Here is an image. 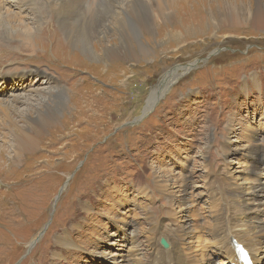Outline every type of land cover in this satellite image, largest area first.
Here are the masks:
<instances>
[{"label": "rangeland", "instance_id": "1", "mask_svg": "<svg viewBox=\"0 0 264 264\" xmlns=\"http://www.w3.org/2000/svg\"><path fill=\"white\" fill-rule=\"evenodd\" d=\"M10 1L0 5L11 11ZM222 2L182 4L165 23L154 13L148 32L127 22L125 31L149 50L135 58L66 52L50 12L35 55L17 42H0V104L20 115L25 105L14 99L30 97L36 114L28 119L56 115L19 163L13 136H3L7 122L0 121V264H107L100 255L114 260L117 252L125 257L118 264H131L134 253L148 263L152 244L168 229L187 233L184 246L195 244L190 238L198 233L208 239L215 180L258 186L251 180L264 173L257 157L264 149V0ZM107 3L118 6L100 0L87 10ZM228 5L240 11H224ZM256 13L262 23L253 25ZM231 14L233 24L223 23ZM88 21L73 17V26ZM58 32L64 36L62 27ZM114 38L120 35L111 26L107 39L118 47ZM206 244L193 247L198 259ZM250 255L264 264V252Z\"/></svg>", "mask_w": 264, "mask_h": 264}, {"label": "bare ground", "instance_id": "2", "mask_svg": "<svg viewBox=\"0 0 264 264\" xmlns=\"http://www.w3.org/2000/svg\"><path fill=\"white\" fill-rule=\"evenodd\" d=\"M98 1L100 4V0H13L10 1L12 2L11 7H13V10L11 11H7L5 7L0 5V42L3 43V41L6 40H8V43H12L13 41L17 42V44H19V48H25L30 52V54L32 53L31 55H35L37 52V41H39L37 33L48 23H45L44 20L46 13L49 15L50 12L51 17H55L57 21L55 32L60 38L63 37L62 41H64L63 43L66 45V49L68 47L74 48L76 49L75 51H80V53L85 55L86 58L93 57V59L96 58L95 60L100 58L99 54L101 50L103 51L105 57L110 60L122 57L135 58L139 55L145 56L149 50L144 44L138 42L139 40L136 34L125 31L127 29L129 30V26L125 27L127 22H133L138 27L139 31L142 30V32H148L152 29V14L156 13L161 19L159 22L165 23L167 21L173 20V15L176 17L177 8L179 6L181 7L182 4L185 6H190V4L196 3L204 7V2L206 0H116V3L118 4L116 7L112 3H107L106 6L97 8L99 9L97 10L98 12L95 10H87L88 5L91 6ZM209 1H213L212 6H215L214 4L218 2L223 3L222 0ZM9 7H7V9H9ZM233 8V5H228L226 8H224V11H240L238 8ZM19 9H26L27 15L22 16ZM260 15V13L251 15L253 25L262 23V20H259ZM79 16H87L89 21L85 22L82 26L78 23L79 27L78 25L77 27L73 26V17L76 18ZM19 17V20H28L29 23L21 24V22L17 21V18ZM239 18L240 17H238V19ZM233 19V15L231 14L228 15L227 18H225L222 22H229L230 24H233ZM238 19V23H243L244 20L242 21L241 19L240 21ZM108 23H111L110 27ZM111 26H115V31L118 35H120V39L114 38L116 41L115 43L118 44V47L112 45L111 39H107L108 31ZM58 27H62L64 36L59 34ZM39 37L41 36L39 35ZM1 38H5V40H2ZM133 43L136 46H134ZM92 45H94L96 48L99 47L98 50L95 49L96 51L92 52ZM66 52H69V50L67 49ZM162 87L164 88L166 86L163 85ZM159 90L161 91L162 88H159L156 90V92L152 93L150 99L148 100L147 107L151 106V104L155 102V96L158 94ZM55 92L56 100H58V106L62 107L63 102L60 99L63 97V92L59 89ZM49 93L47 92L46 95ZM34 96L37 98V101H40L41 103L44 102L40 100L39 95L35 94ZM42 96L44 97V95ZM29 98L30 97L14 99V102L18 101L16 99H19V101L21 103L23 102V105H25L24 113L20 115H16L18 114L17 111L13 112L12 104H3L2 102L0 104V115H2V119H0V121H3V123L7 122L5 129L8 130L3 136H13L12 157L16 158V161L14 162L17 163H19L22 155L35 148V142L41 134V131L47 125L52 123L54 117L56 118L55 114H38L34 119H28L30 114H36L35 111L30 110L32 107L30 101L32 99L29 100ZM13 115L17 116L18 121H15V119L12 118ZM262 151L257 157L258 160H261L263 157L262 161H264V151ZM1 152H5V148L3 146H0V153ZM252 163L254 164L256 162L251 161L250 164L252 165ZM260 175L262 176L255 179L253 178L251 180L252 185H258L256 187H251L249 184H246V186H242L240 184L230 185L222 180H215L210 192L212 205L210 208V219L209 217H206L204 220V222H206V220L209 219V222L204 225L206 228H208V232L206 234L208 239L206 241L203 240L204 236L198 233V235L191 236L190 238L195 244L192 246H184V238L187 236V233L177 229H168L166 231H171L163 233L160 236V238H163L161 240L166 243V248L161 247V245L158 243L159 240L152 244L154 247H156V249L154 248L155 253H151V255L154 254V259L152 261H149L148 263L142 262L141 256L134 253L129 256L131 257L133 255V258L130 260L128 259L127 263L245 264L239 258V255L234 251V242H236L238 245L244 247L245 251L249 255L248 258L250 260V264H253L254 260L251 257L250 252L252 255L258 257H260L261 252H264V240L262 239L264 238V222H262L264 221V180H262V182L259 181L264 179V173ZM165 203L167 204V202ZM262 211L263 219H259L258 217L259 220L256 221V224L252 225V220L255 219L254 215L262 213ZM170 213L171 212L169 211L168 215ZM172 214H174L177 222L176 226H178L179 220L175 213ZM197 228H199L198 230L204 229L203 226H197ZM152 234L155 235L157 232L153 231ZM64 236L67 237V235ZM202 242L207 243L206 247H208V249L205 252L200 251V258L198 259L193 247L196 244L201 245ZM65 243L66 246L64 248H67L69 245H71V241L67 242L66 240ZM210 244L214 246L220 245L222 248H209ZM60 249L62 248L60 247ZM100 257H102V262L104 261L107 264H118V257L122 258L121 262H123L125 259V257H122V254H119L118 252L117 257H115L114 260H109L108 258L105 261V258H103L102 254Z\"/></svg>", "mask_w": 264, "mask_h": 264}, {"label": "water", "instance_id": "3", "mask_svg": "<svg viewBox=\"0 0 264 264\" xmlns=\"http://www.w3.org/2000/svg\"><path fill=\"white\" fill-rule=\"evenodd\" d=\"M60 193H61V191L59 192V194H60ZM33 244H34V243H33ZM33 244L30 245V247H29L28 250H30V248H31V246H33ZM160 244H161V246L164 247V248H166V246H167L166 243H165L163 240H161Z\"/></svg>", "mask_w": 264, "mask_h": 264}]
</instances>
